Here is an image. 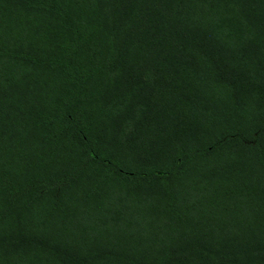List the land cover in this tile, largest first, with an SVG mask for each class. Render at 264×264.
I'll use <instances>...</instances> for the list:
<instances>
[{
	"label": "trees",
	"instance_id": "1",
	"mask_svg": "<svg viewBox=\"0 0 264 264\" xmlns=\"http://www.w3.org/2000/svg\"><path fill=\"white\" fill-rule=\"evenodd\" d=\"M0 264H264V0H0Z\"/></svg>",
	"mask_w": 264,
	"mask_h": 264
}]
</instances>
